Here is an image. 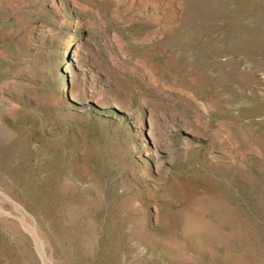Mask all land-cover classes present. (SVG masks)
Returning <instances> with one entry per match:
<instances>
[{
    "label": "rangeland",
    "instance_id": "rangeland-1",
    "mask_svg": "<svg viewBox=\"0 0 264 264\" xmlns=\"http://www.w3.org/2000/svg\"><path fill=\"white\" fill-rule=\"evenodd\" d=\"M0 264H264V0H0Z\"/></svg>",
    "mask_w": 264,
    "mask_h": 264
},
{
    "label": "bare ground",
    "instance_id": "bare-ground-1",
    "mask_svg": "<svg viewBox=\"0 0 264 264\" xmlns=\"http://www.w3.org/2000/svg\"><path fill=\"white\" fill-rule=\"evenodd\" d=\"M149 1L152 2V3H153V2L156 3V2H158L159 0H149ZM139 4H140V3H139ZM180 7H181V3H178V4H177V8L180 9ZM176 11H177V10H176ZM179 11H181V9H180ZM177 14H178V13H177ZM176 19H177V18H176ZM175 25H176V24H175ZM168 26H169V25H168ZM153 31H156V30L154 29Z\"/></svg>",
    "mask_w": 264,
    "mask_h": 264
}]
</instances>
